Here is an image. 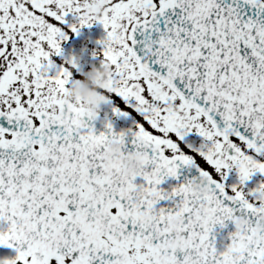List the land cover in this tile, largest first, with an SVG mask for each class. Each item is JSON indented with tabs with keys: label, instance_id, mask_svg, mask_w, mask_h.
Masks as SVG:
<instances>
[{
	"label": "snow or ice",
	"instance_id": "6c2138e0",
	"mask_svg": "<svg viewBox=\"0 0 264 264\" xmlns=\"http://www.w3.org/2000/svg\"><path fill=\"white\" fill-rule=\"evenodd\" d=\"M93 23L104 35L92 55L111 68L107 103L134 130L107 120L99 130L63 99L80 69L54 57L69 30ZM117 138L141 155L138 171L106 162ZM179 169L195 174L160 187ZM257 172L264 0H104L102 15L86 0H0V245L15 264H264V181L245 184ZM194 178L207 191L193 192Z\"/></svg>",
	"mask_w": 264,
	"mask_h": 264
},
{
	"label": "clouds",
	"instance_id": "9594fccd",
	"mask_svg": "<svg viewBox=\"0 0 264 264\" xmlns=\"http://www.w3.org/2000/svg\"><path fill=\"white\" fill-rule=\"evenodd\" d=\"M89 9L93 14H103L104 0H86ZM76 62H79V56H74ZM111 68L106 63L92 65L87 71H84L80 78H74L63 96L65 102L80 104L85 113L97 116L102 110V105L107 104L110 98L105 85L109 79ZM104 158L106 162L113 160L119 161L124 172L133 173L140 169L143 160L137 152L123 151L122 141L120 139L109 140L105 145ZM193 192L207 191V183L204 178H194L191 184ZM179 220V218H177ZM237 224L246 223L243 216H237ZM257 230L264 229V215H261L255 225ZM0 264H15L12 256H0Z\"/></svg>",
	"mask_w": 264,
	"mask_h": 264
},
{
	"label": "flooded vegetation",
	"instance_id": "af4514ba",
	"mask_svg": "<svg viewBox=\"0 0 264 264\" xmlns=\"http://www.w3.org/2000/svg\"><path fill=\"white\" fill-rule=\"evenodd\" d=\"M104 35L103 27L98 23H93L89 26H81L79 31L73 33L69 30L68 38L62 41V55L54 57V60L59 65L64 62L69 56H79V72L73 69L74 78H80L84 71H87L88 68L92 65H98L100 56H93L92 53L95 50L99 53L101 45L98 43V40L101 39ZM121 107V106H120ZM122 108V107H121ZM100 116L110 118L118 126H126L135 128L133 120L128 116H116L112 113V108L110 104L102 105V110L99 112ZM200 137L195 132L187 133L184 137V140L187 143L196 145L200 141ZM236 181V174L234 171H229V175L225 178L226 183H233ZM260 181H264V175L260 173H254L248 181L245 182L248 188L256 186ZM13 256V255H11Z\"/></svg>",
	"mask_w": 264,
	"mask_h": 264
},
{
	"label": "water",
	"instance_id": "95a60500",
	"mask_svg": "<svg viewBox=\"0 0 264 264\" xmlns=\"http://www.w3.org/2000/svg\"><path fill=\"white\" fill-rule=\"evenodd\" d=\"M109 121L111 122L109 119L106 118H102L100 116L97 115V118L95 121H93L95 127L99 130H103V126H104V122L105 121ZM112 127H113V131H120L122 129H128V128H118L114 123H112ZM131 139V136L128 135L125 137L126 140V147L128 149H131L133 147V145H131L130 143H128V141ZM180 172V175L177 178H171L168 177L165 180H163L161 182L160 187L164 188V189H168L170 184H175L178 181H182L184 179V176L187 175H192L195 174L194 170L189 173L187 170L185 169H179L178 170ZM142 177H137L136 180L137 182H142ZM171 201H166V200H160L157 202V206H165V205H170ZM233 225L231 224L230 221H227L225 223L224 227H220L218 225V228L215 230V237H216V246L218 248H221L224 244H226L228 242V238H227V233L230 232L233 229ZM15 253V249L14 248H9L7 246L4 245H0V256H9L10 254Z\"/></svg>",
	"mask_w": 264,
	"mask_h": 264
},
{
	"label": "rangeland",
	"instance_id": "374dc122",
	"mask_svg": "<svg viewBox=\"0 0 264 264\" xmlns=\"http://www.w3.org/2000/svg\"><path fill=\"white\" fill-rule=\"evenodd\" d=\"M120 106L123 108L124 107V105H123V102L121 101L120 102ZM128 117H130V116H128Z\"/></svg>",
	"mask_w": 264,
	"mask_h": 264
}]
</instances>
